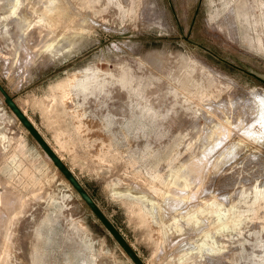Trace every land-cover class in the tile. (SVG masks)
I'll use <instances>...</instances> for the list:
<instances>
[{
	"label": "rangeland",
	"instance_id": "obj_1",
	"mask_svg": "<svg viewBox=\"0 0 264 264\" xmlns=\"http://www.w3.org/2000/svg\"><path fill=\"white\" fill-rule=\"evenodd\" d=\"M19 1L0 83L144 263L264 264V0ZM0 137V264H134L1 93Z\"/></svg>",
	"mask_w": 264,
	"mask_h": 264
},
{
	"label": "water",
	"instance_id": "obj_2",
	"mask_svg": "<svg viewBox=\"0 0 264 264\" xmlns=\"http://www.w3.org/2000/svg\"><path fill=\"white\" fill-rule=\"evenodd\" d=\"M0 93L3 96V100L7 107L13 112V114L18 118L19 122L25 127L31 137L35 140L38 146L43 150V152L52 161L55 167L60 171L64 178L70 183L73 189L77 192L80 198L88 206L91 212L99 220V222L104 226V228L109 232V234L114 238L117 244L122 248L126 255L134 264H145L144 261L138 256L126 239L122 236L119 230L114 226V224L106 217L102 210L98 207L92 197L88 194L86 189L82 186L79 180L75 177L68 166L62 161L58 154L52 149L44 137L40 134L34 123L28 118V116L22 111V109L17 105L10 94L4 89L0 83Z\"/></svg>",
	"mask_w": 264,
	"mask_h": 264
},
{
	"label": "bare ground",
	"instance_id": "obj_3",
	"mask_svg": "<svg viewBox=\"0 0 264 264\" xmlns=\"http://www.w3.org/2000/svg\"><path fill=\"white\" fill-rule=\"evenodd\" d=\"M17 1H19V0H13L11 9L8 7V9H9L10 11H12L11 13H14V12H15V11L13 12V10H15L14 8L18 5V4L16 5V2H17ZM19 2H20V1H19ZM47 45H51V44L49 43V44H47ZM26 50H27V49H26ZM71 79H72V78L68 79L67 81L65 80V81L60 82V83L57 84V87H58L60 90H62V93H63V94L61 93V96L59 97V98H60V102H61V101H64V99H65L66 96H67V94H66V87H67V86H66V85H68V84L70 83ZM68 86H69V85H68ZM64 92H65V93H64ZM256 95H257L258 97H260L261 99L264 100V91H262V92H261V91L256 92ZM61 103H62V102H61ZM21 109H22V108H21ZM22 111L25 113V111H24L23 109H22ZM15 117H16V116H15ZM16 118H17V117H16ZM28 118L32 121V119L30 118V116H28ZM17 119H18V118H17ZM32 122H34V121H32ZM79 123H80V122H79ZM75 126H76V130L80 131L82 125L78 124V125H75ZM81 130H83V129H81ZM0 138H1V137H0ZM20 142H21V141H20ZM65 143H66V142H65ZM65 143H64V144H65ZM50 146H51L52 149L58 154V156L62 159V156H61V154L59 153V151H58V150H57L52 144H50ZM64 146L66 147L65 149H68V148H69L66 144H65ZM68 150H69V149H68ZM190 165H192V164H190ZM184 185H185V184H184ZM255 186H256V185H255ZM255 188H256V187H254V189H255ZM259 188H261V187H259ZM259 188H258V189H259ZM250 189H251V188H250ZM251 190H252V189H251ZM251 190H250V192H251ZM262 190H264V189H262ZM262 190L259 189V191H262ZM252 191H253V190H252ZM244 192H245V190H244ZM255 192H256V190H255ZM257 193H259L258 190H257ZM171 196H173V195H171ZM177 196H178V195H177ZM177 196L174 195L173 197H174L177 201H181V202H182V200H183L182 198H183V197H177ZM183 196H184V195H183ZM254 196H255V195H254ZM254 196H253V197H254ZM261 196H262V195H261ZM185 197H186V196H185ZM258 197H259V196H258ZM256 198H257V196H256ZM171 199H172V198H171ZM184 200H185V199H184ZM256 201H257V200H256ZM213 203H215V202H213ZM213 203H212V204H213ZM254 203H255V202H254ZM254 203H253V204H254ZM256 203H257V202H256ZM253 204H252V205H253ZM231 205H232V204H231ZM231 205H230V206H231ZM233 205H234V204H233ZM231 207H232V206H231ZM252 207H253V206H252ZM253 208H254V207H253ZM230 209H231V208H230ZM246 209L250 210V209H251V206H250V209L247 208V207H246ZM246 209H245V210H246ZM212 210H213V209H212ZM212 210H211V211H212ZM219 210H221V209H219ZM235 210H236V209H235ZM235 210H234V211H235ZM238 210H239V209H238ZM251 210H252V209H251ZM217 211H218V210H217ZM228 211H229V210H228ZM239 211H240V210H239ZM239 211H238V212H239ZM235 212H236V211H235ZM215 213H216V212H215ZM217 213H218V212H217ZM229 213H230V212H229ZM236 213H237V212H236ZM141 214H142V213H141ZM141 214H140V215H141ZM218 214H219V213H218ZM218 214H217V216H218ZM220 214H221V213H220ZM220 214H219V215H220ZM222 214H223V213H222ZM222 214H221L220 217H222ZM224 215H225V214H224ZM230 215H231V214H230ZM239 215H240V213H239ZM240 216H241V215H240ZM220 217H218V218L221 219ZM218 218H217V220H218ZM235 218H237V217H235ZM243 218H244V217H243ZM245 218H246V217H245ZM245 218H244V219H245ZM222 219H223V218H222ZM224 219H225V218H224ZM227 220L230 221V219H227ZM227 220H226V221L224 220V221L227 222ZM239 220H240V219H239ZM219 221H220V220H219ZM221 221H222V223L219 222V223H220V226H221V224L224 223L223 220H221ZM234 221H235V220H234ZM237 221H238V220H237ZM240 221H241V220H240ZM217 222H218V221H217ZM219 223H218V224H219ZM227 223H228V222H227ZM227 223H226V226H227ZM230 223H231V222H230ZM230 223H229V224H230ZM237 223H238V222H237ZM223 225H224V224H223ZM224 226H225V225H224ZM224 226H223V227H224ZM226 226H225V227H226ZM218 227H219V225H218Z\"/></svg>",
	"mask_w": 264,
	"mask_h": 264
},
{
	"label": "snow or ice",
	"instance_id": "obj_4",
	"mask_svg": "<svg viewBox=\"0 0 264 264\" xmlns=\"http://www.w3.org/2000/svg\"><path fill=\"white\" fill-rule=\"evenodd\" d=\"M261 103H264V100H262Z\"/></svg>",
	"mask_w": 264,
	"mask_h": 264
}]
</instances>
